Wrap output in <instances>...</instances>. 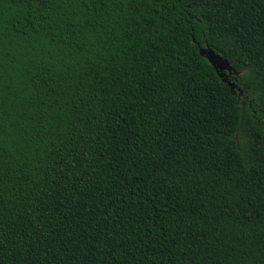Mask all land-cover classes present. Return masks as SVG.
<instances>
[{"label": "trees", "instance_id": "16d2710c", "mask_svg": "<svg viewBox=\"0 0 264 264\" xmlns=\"http://www.w3.org/2000/svg\"><path fill=\"white\" fill-rule=\"evenodd\" d=\"M0 264H264V0H0Z\"/></svg>", "mask_w": 264, "mask_h": 264}, {"label": "water", "instance_id": "95a60500", "mask_svg": "<svg viewBox=\"0 0 264 264\" xmlns=\"http://www.w3.org/2000/svg\"><path fill=\"white\" fill-rule=\"evenodd\" d=\"M200 54L208 60L210 65L214 67L223 81L229 84L232 91L236 92V90H238L241 94H243V91L237 87V84L231 81V77L236 73L232 67V63L224 59L209 47L200 49Z\"/></svg>", "mask_w": 264, "mask_h": 264}]
</instances>
